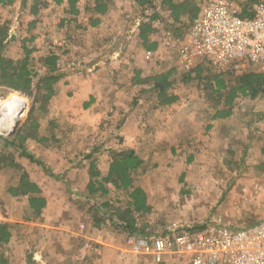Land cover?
<instances>
[{"label":"crops","instance_id":"obj_1","mask_svg":"<svg viewBox=\"0 0 264 264\" xmlns=\"http://www.w3.org/2000/svg\"><path fill=\"white\" fill-rule=\"evenodd\" d=\"M204 1L194 0L197 16ZM172 2L179 4L184 0ZM140 3L141 0H61L58 4L50 0H12L0 4V27L6 29L1 53L16 62L24 57V48L30 52L33 95L47 73L44 60L51 54L57 57L55 68L58 73L54 95L44 103L42 112L36 113L37 131L31 133L23 145L40 166L24 158L13 142L30 110H38L40 103H35L33 96L0 87V92H4L0 96L10 93L24 101V106L23 102H18L15 114L22 120L18 121V117L11 125L10 115H3L0 107V223L11 226L8 242L0 245V255L8 264H179L171 258L162 262L149 257L135 259L129 254L128 247L105 230L102 241H96L95 236L102 227L91 224L95 219L93 214L98 216L95 204L97 206V202L107 201L115 195L110 184H104L109 189L106 196L100 194L95 184L101 182L108 171L102 141L106 137L104 131L109 132L106 134L111 142H118L121 134L124 145L128 146L148 129L146 122L150 112L140 109L145 105H152L159 111L163 109L166 115L159 124L160 130L165 132H157V137L175 133L177 139H184L195 137L199 131L195 123L188 129L186 121H190L191 116L179 119V113H171L179 105L193 106L198 102L194 94L182 87L187 83L182 81L183 78L196 81L199 88L201 84L196 80L194 70L199 67L201 74H205L200 59L183 61L178 52L191 15L186 12L175 18L161 0H152V5L158 7L157 18L151 20V30L141 38L140 27L145 23L140 22L137 26L136 23L148 5L141 6ZM237 3L242 8L247 0H237ZM145 51L153 53L151 60L144 59ZM167 72L171 81L169 92L177 97V101L160 106L152 83L146 79ZM179 90L188 92L187 96L179 94ZM235 112L232 107L227 117L211 120L209 136L223 139L225 144L232 143L236 137L247 139V143L251 138L258 140L261 134L254 130L261 128V122L254 125L255 121H245L246 118L237 117ZM66 125L70 130L78 128L85 138L98 137L100 145L85 151L95 156L90 160L84 158L83 163L65 157L72 138H81V141L84 138L76 133L68 135L64 131ZM168 125L172 127L168 129ZM180 146L179 141V152ZM110 148L106 153L119 150ZM92 160L98 173L96 178L90 175ZM25 166L30 171H26ZM143 168L144 164L135 174ZM9 169L14 171V176L9 177ZM24 174L39 189L36 196L44 203L40 211L29 207V196L8 193ZM134 175L133 185L145 191L148 204L153 206L148 191L135 184ZM89 183L97 189L95 194H88ZM256 210L253 217H264V211ZM95 222L99 223L98 220Z\"/></svg>","mask_w":264,"mask_h":264},{"label":"rangeland","instance_id":"obj_2","mask_svg":"<svg viewBox=\"0 0 264 264\" xmlns=\"http://www.w3.org/2000/svg\"><path fill=\"white\" fill-rule=\"evenodd\" d=\"M239 68L246 69L245 67ZM204 72L205 74L201 77H206L209 72L219 73L207 66H204ZM196 83L191 80L184 83L185 85L182 84V87L190 94H194L198 102H195L193 106L179 105L177 110L171 112L173 115L179 113V119L191 116L190 121L186 122L188 129H191L193 123H195L194 126L199 127L195 137L177 139V136H174L175 133L157 137V132L160 134L165 132L160 130L159 124L161 118L166 115L163 109L156 110L152 105L140 107L141 111L150 112V117L146 119L148 129L144 130L139 138L137 136L135 141L133 140L128 146L124 145V136H120L121 134L118 136V142H111L109 132L104 131L108 134L105 133L106 137L102 140L106 160L109 155L106 152L111 150L110 147L119 150H133L143 160V171L134 175L135 184L143 186L148 191L153 206H151L150 214L137 218L136 229L142 231L141 233L162 234L173 224L192 228L216 224L241 227L264 218L252 216L256 213V209L257 212L264 211V139H261L264 137V96H259L255 100H235L232 106L237 117L243 116L246 118L245 121H255L254 125L261 122V128L257 127L254 130L261 134L258 136L259 139L251 138L247 143L245 142L247 139L241 140L240 137H236L232 139V143L225 144L223 139L216 140L209 136L211 118L215 110L222 109L223 106L215 104L214 96L203 89V82H200L199 88ZM185 91L179 90V94L183 93L187 96L188 92L185 93ZM3 93L0 92V94ZM9 96L10 93H7L0 98L16 100L17 104L23 102L24 106V101L19 96ZM23 96L21 95L24 99ZM18 117L14 116V122ZM19 120L21 121L22 117H19ZM171 127L172 125L168 129ZM77 129L70 130V126L66 125L64 131L68 135L76 133L81 137ZM80 139L72 138L73 141L68 144L65 157L83 163L86 160L84 156L88 155L85 151L100 144L98 137L88 136L82 141ZM30 165L36 166L35 164ZM38 168L41 169L39 166ZM25 170L30 171V168L25 166ZM10 175L14 176V171L11 172L9 169V177ZM115 195L109 200L116 201L118 197L119 204L115 203V206H122L124 196ZM101 203L102 201L97 202V205ZM107 215V211L103 209L100 210L98 216L93 214L95 219L91 224L102 227L101 233L95 236L96 241H102V234L105 230L115 240L121 241L125 248L128 247L127 235L110 227ZM100 219L101 225L95 222ZM121 257L124 258V256ZM137 258L139 257L135 259Z\"/></svg>","mask_w":264,"mask_h":264},{"label":"trees","instance_id":"obj_3","mask_svg":"<svg viewBox=\"0 0 264 264\" xmlns=\"http://www.w3.org/2000/svg\"><path fill=\"white\" fill-rule=\"evenodd\" d=\"M11 1L12 0H0V4L5 5ZM50 1L56 4L61 2V0ZM256 1L257 0H247V3L241 8L240 16L242 18L251 17L250 4ZM161 3L163 6L170 9L171 16H174L175 18L187 12L191 15L189 20L190 23L197 17L198 8L196 7L194 0H184L183 3L179 4H174L172 0H161ZM140 5L153 7L152 0H141ZM156 18L157 14H153L151 20H155ZM187 27L188 25H185V28ZM140 30L141 32L139 36L145 38V34L151 30V24L145 23L141 25ZM5 33L6 29L0 27V87L8 91L20 92L27 97L33 96L34 102L40 103L38 110H30L27 119L17 130L13 139V142L17 147L14 146V144L13 146L17 148V150L20 149L19 152L24 158H27L30 162H35L40 166V163L35 160L33 156L27 154L23 149V145L28 136L37 131L36 113H41L44 103L54 95V85L56 84L58 77L55 68L57 57L51 54L44 60V66L47 73L39 81L33 95L31 88L33 75L29 70L30 52L24 48V57L16 62L3 56L1 51L3 48L2 43ZM202 66L204 67L206 65ZM246 69L236 66L225 73L220 72L212 74L209 72L206 77H201L202 70L199 67L194 70L197 76L196 80L198 82H203V89L208 91L211 96H214L215 104L223 106L222 109L215 110L212 120L227 117L231 113L235 100H254L259 96H264L263 74L255 71L251 67H246ZM169 77L170 73L167 72L146 79V81L152 83L153 90L156 93L157 104L160 106H169L177 101V97L169 92V88L171 87ZM182 81L188 82L190 81V78L184 77ZM91 157V154L84 156V158L88 160H90ZM107 160V175L101 182L95 184H97L98 191L103 196H106L109 192V189H107V186L105 185L110 184L111 188H113V193L122 194V196H124V201H122V206H115V203L119 204L118 197L116 201H104L101 204L94 206L95 212L100 213L101 209L106 210L108 214L106 218L109 226L116 229L119 233L125 235H149L141 233L142 231L136 229L138 225L137 218L150 214L152 210V207L148 204L145 191L142 188L133 185V175L141 168L143 164L142 160L133 150H113L109 153ZM97 174L98 173L95 170V161L92 160L90 161V175L96 178ZM19 177L17 186L10 188L8 193L12 196H29V207L34 211H40L44 206V203L42 198L36 196L39 193V189L34 183L28 180L26 174ZM88 192L89 195L97 192V189H94L92 183H89ZM98 222L101 223V219L98 220ZM10 235L11 226L0 223V245L6 244ZM0 264H8L7 260L1 255Z\"/></svg>","mask_w":264,"mask_h":264},{"label":"built area","instance_id":"obj_4","mask_svg":"<svg viewBox=\"0 0 264 264\" xmlns=\"http://www.w3.org/2000/svg\"><path fill=\"white\" fill-rule=\"evenodd\" d=\"M250 8L251 17L242 18L235 0H205L181 39V59H200L219 73L251 67L264 76V0ZM157 9L155 4L145 8L136 26L153 23ZM152 56L151 51L144 52L145 60ZM126 235L129 254L157 262L171 258L179 264H264V218L241 227L173 224L162 234Z\"/></svg>","mask_w":264,"mask_h":264},{"label":"bare ground","instance_id":"obj_5","mask_svg":"<svg viewBox=\"0 0 264 264\" xmlns=\"http://www.w3.org/2000/svg\"><path fill=\"white\" fill-rule=\"evenodd\" d=\"M9 100V101H8ZM7 101V102H5ZM0 107L2 108V113L3 115H10L9 117V125H11L14 121V116L17 112L18 109V104L15 100H10V99H4L0 100ZM5 129H8L7 127H4ZM3 128V129H4ZM4 129V131H5ZM10 131H7L6 133H9Z\"/></svg>","mask_w":264,"mask_h":264}]
</instances>
